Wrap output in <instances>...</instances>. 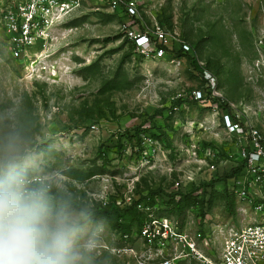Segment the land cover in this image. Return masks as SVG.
I'll return each mask as SVG.
<instances>
[{"label":"rangeland","instance_id":"374dc122","mask_svg":"<svg viewBox=\"0 0 264 264\" xmlns=\"http://www.w3.org/2000/svg\"><path fill=\"white\" fill-rule=\"evenodd\" d=\"M137 9L74 10L34 64L11 54L0 24V149L15 143L33 158L29 174L49 177L52 206L79 222L81 264H159L165 230L149 238L141 229L165 217L206 253L218 250L221 235L203 238L235 221L226 174L252 129L264 137V0H141ZM156 24L172 48L145 60L127 32ZM181 41L190 49L175 50Z\"/></svg>","mask_w":264,"mask_h":264},{"label":"built area","instance_id":"2783aa9c","mask_svg":"<svg viewBox=\"0 0 264 264\" xmlns=\"http://www.w3.org/2000/svg\"><path fill=\"white\" fill-rule=\"evenodd\" d=\"M141 0H0V24L8 38L13 56L34 64L47 48L52 31L76 9L89 3L106 4L113 11L131 16L137 14ZM128 38L136 51L150 61H161L172 48V36L162 25L152 30H128ZM176 49L189 50L185 42H178ZM227 126L234 133H243L239 122L227 116ZM242 169L228 178L227 192L235 198V221L215 225L206 231L203 244L209 245L212 235H221L218 250L206 253L201 245L180 231L168 218L143 225L146 237L155 238L165 230V259L159 264H264V137L251 130L249 142L242 149ZM34 185H43L49 192L52 184L48 176L30 174ZM163 217V216H160ZM206 226V224H205ZM165 227V228H164Z\"/></svg>","mask_w":264,"mask_h":264},{"label":"clouds","instance_id":"9594fccd","mask_svg":"<svg viewBox=\"0 0 264 264\" xmlns=\"http://www.w3.org/2000/svg\"><path fill=\"white\" fill-rule=\"evenodd\" d=\"M32 164L15 143L0 149V264H81L79 222L33 184Z\"/></svg>","mask_w":264,"mask_h":264},{"label":"trees","instance_id":"16d2710c","mask_svg":"<svg viewBox=\"0 0 264 264\" xmlns=\"http://www.w3.org/2000/svg\"><path fill=\"white\" fill-rule=\"evenodd\" d=\"M174 49H175V50H178V51H179V50H182V49H176V47H175ZM194 66H195L196 69L201 70V67H200V65H199L197 62H194ZM242 166H243V163L241 162V164H240L239 166L234 167V168H231L230 172L227 173L226 176H227L228 178H230V177L234 176L235 174L239 173V172L241 171V169H242ZM227 177H226V178H227ZM229 195H230V194H229ZM140 201H141L140 199L137 200L136 203H134V205H135V204H140ZM129 208L132 209V212H136V213H137L136 208H135L134 206H129V207H127L126 209H129ZM131 209H130V210H131ZM232 213L234 214V211H233V210H232Z\"/></svg>","mask_w":264,"mask_h":264}]
</instances>
